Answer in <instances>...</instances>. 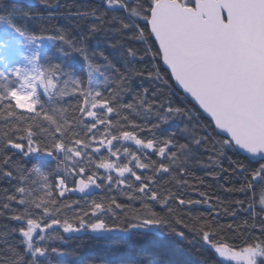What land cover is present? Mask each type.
Returning a JSON list of instances; mask_svg holds the SVG:
<instances>
[{
  "label": "trees",
  "instance_id": "1",
  "mask_svg": "<svg viewBox=\"0 0 264 264\" xmlns=\"http://www.w3.org/2000/svg\"><path fill=\"white\" fill-rule=\"evenodd\" d=\"M156 1L0 0V19L54 39L40 65L55 77L26 111L0 61V264H235L218 245L261 247L264 264V160L177 88L148 24ZM80 178L98 188L72 193ZM30 223L47 229L28 249Z\"/></svg>",
  "mask_w": 264,
  "mask_h": 264
},
{
  "label": "water",
  "instance_id": "2",
  "mask_svg": "<svg viewBox=\"0 0 264 264\" xmlns=\"http://www.w3.org/2000/svg\"><path fill=\"white\" fill-rule=\"evenodd\" d=\"M148 24L177 88L264 160V0H157Z\"/></svg>",
  "mask_w": 264,
  "mask_h": 264
},
{
  "label": "rangeland",
  "instance_id": "3",
  "mask_svg": "<svg viewBox=\"0 0 264 264\" xmlns=\"http://www.w3.org/2000/svg\"><path fill=\"white\" fill-rule=\"evenodd\" d=\"M110 5L118 6L120 4L111 2ZM53 43L54 39L50 36L25 34L14 27L9 19H0V61L10 73L21 79L20 87L12 95V98L21 109L30 112L36 111L40 104L41 95H50L54 90V75H46L40 65L41 56ZM137 144L140 147H152L151 143L137 142ZM104 167L111 170L114 168V164L105 165ZM60 185L65 188L62 181H60ZM97 188L98 183L94 178L88 180L80 178L78 186L71 188L70 191L72 193H90ZM45 229L47 227L37 223L29 224L28 231L23 232L28 249L32 248V240L37 233ZM68 230L72 231L71 229ZM90 230L98 234H127L129 232V230L103 225H98ZM214 248L224 260L232 261L235 264H259L260 258L263 257L261 247L232 249L218 245Z\"/></svg>",
  "mask_w": 264,
  "mask_h": 264
}]
</instances>
